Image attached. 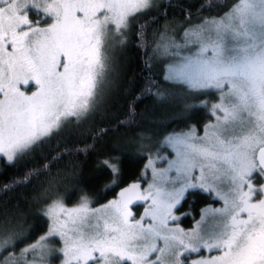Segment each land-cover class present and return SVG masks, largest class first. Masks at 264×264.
Returning a JSON list of instances; mask_svg holds the SVG:
<instances>
[{"label": "snow or ice", "instance_id": "6c2138e0", "mask_svg": "<svg viewBox=\"0 0 264 264\" xmlns=\"http://www.w3.org/2000/svg\"><path fill=\"white\" fill-rule=\"evenodd\" d=\"M159 6L154 0H0V154L12 161L95 112L111 83L112 42L124 43L137 15ZM33 10L42 11L45 19L31 20ZM189 44L197 45L190 55L171 52ZM157 51L178 58L168 64L166 80L192 89L227 86L221 103L213 105L223 116L209 126L211 131L206 129L200 138L204 143H191V133L167 138L178 156L169 170L175 166L187 180L199 166L203 180L207 167L213 180L228 184V194L221 197L224 207L206 211L213 216L206 227L198 223L190 232L168 228V219H176L172 208L195 185L185 182L168 193L150 185L155 191L141 195L133 184L120 194L121 201L104 206L115 215L111 224L103 221L102 231V217L88 224L89 216L101 210L90 209L86 200L73 209L54 202L49 212L56 226L49 235L65 239L64 264H182L180 248L220 252L193 264H264V185L255 187L252 180L254 174L264 177V0H237L223 17L185 31L183 45L161 38ZM30 81L37 89L28 95L20 85ZM200 187L212 185L205 181ZM130 192L152 199L145 216L153 223L147 227L141 220L129 221L131 198L125 195ZM60 212L67 219L60 221ZM85 226L93 231L86 233ZM47 238L2 264H28L29 252L39 247L43 255ZM9 243L10 238L0 241V251Z\"/></svg>", "mask_w": 264, "mask_h": 264}, {"label": "trees", "instance_id": "16d2710c", "mask_svg": "<svg viewBox=\"0 0 264 264\" xmlns=\"http://www.w3.org/2000/svg\"><path fill=\"white\" fill-rule=\"evenodd\" d=\"M236 1L155 0L160 6L138 14L127 33L126 45L118 54L120 68L98 109L12 161L0 156V241L10 238L0 256L7 252L20 256L47 232L49 221L44 210L57 198L68 205L86 200L98 206L115 200L128 184L142 185L145 162L158 142L155 136L190 126L199 129L210 119L208 110L199 103L207 100L200 99L205 91H183L190 98L186 100L188 108L176 111L158 126L157 116L151 111L152 99L177 87L161 79L162 64L155 52L163 24L168 23L172 32L173 24L218 17ZM31 17H36L34 10ZM156 126L160 128L157 135ZM140 129L151 134L139 139ZM141 142L143 148L139 147ZM183 194L187 199L182 196L171 215L184 214L180 223L190 226L211 198L208 191L194 187L186 188ZM45 242L53 253L43 259L58 262L59 240L53 237ZM31 255L33 252L27 254Z\"/></svg>", "mask_w": 264, "mask_h": 264}, {"label": "rangeland", "instance_id": "374dc122", "mask_svg": "<svg viewBox=\"0 0 264 264\" xmlns=\"http://www.w3.org/2000/svg\"><path fill=\"white\" fill-rule=\"evenodd\" d=\"M155 3V0H154ZM237 3V1L231 6V8H229L227 11H225L222 15L218 16V17H206L202 20L195 22H190L186 21L183 24H173L171 25L172 27V32H170L171 30H169L170 26L168 23L163 24V27L161 29V35L159 41L161 40V38L165 39V40H169V39H174L176 43L183 45L184 44V33L187 30H190L198 25H202L204 23L205 20H212V19H219L220 17H223L226 13H228L229 11H231V9L234 7V5ZM35 12V10H34ZM29 18L31 20H33L34 22L39 20V21H43L45 19V16L43 14V12L41 11V13L39 15L36 14V17L32 18L31 17V11L29 12ZM190 22V23H188ZM48 23H52L51 19H48ZM47 24H45L44 27H46ZM174 32V34H173ZM126 39L127 36L125 37V42L124 43H119L118 41L114 40L112 43L114 45L113 49H112V56H113V65H112V72H111V81L113 80V76L116 73V71H118V69L120 68V65L118 64L117 60L118 59V54L122 53L123 51V47L126 45ZM197 49V45L194 44H189L187 45V47H182L180 49H176V48H172L171 52L175 53L176 51L180 52L181 56L184 55H190L192 54V52L196 51ZM11 45H8V51H11ZM155 58L159 59L161 61V67H162V71H161V79L163 80V82H172L173 85L177 88H173V89H169L167 91V93H162L159 92L157 94V96H154L152 100H154L151 104V111L155 112L156 116H157V120H158V126L161 127L163 123H161L163 121V119H169L170 116L175 113L176 111L180 110L181 111H185L188 108V104L186 102V100L190 101L189 97H185L184 92H190V93H204V97H200L201 98H207L206 99H202L199 103L202 106H205V109L208 110L209 115H210V119L207 120V122H205L199 129H196L195 126H190L188 128L182 129V130H178V131H172L169 133H166L164 135H158V137L160 136V138H158L157 136H155V140L157 139L158 142H155V147L154 150L152 152L151 156H148L146 162H145V174L143 177V181H142V185L134 182L131 184H128V187H126V189H130L131 186L133 184H138L139 185V189L137 190L139 192V194L141 195H145L148 193V191H155V189H150L149 186L150 185H155L156 187H159L162 189L163 192L168 193V192H173L174 190L180 188L181 186H183V184L185 182L190 183L192 185H195V189H199L200 191H204L210 194V198L213 199V201H211V203L209 205H207L206 207H204L202 209V212L197 216L196 219L192 220L191 225L190 226H186L183 225L180 222H176L175 220H178V216L175 215L174 217H176L175 220L169 218L167 221V226L168 228H172V229H183L184 232H190L194 229H196L198 223H200L201 227H206L208 221H211L213 219V216L211 214H208L206 216V211L208 210H213V209H219V208H223L224 207V200L221 198L223 195L228 194L229 192V188H228V184L226 181H224L223 178H221L220 180H213L212 176L209 173V170L207 167L204 168V179H201V169L200 167H196L193 168L190 172V174L187 177V180L185 179V176L183 173H177L176 171V167L173 166L170 170H169V165L172 162H175L178 160V156H177V147H174L173 145L168 143L167 138L170 136H183L184 134H188L191 133L192 134V138L190 140L191 143L194 144H201L204 143L205 141L201 140L200 138L205 136V131L206 129L211 131V129H209L210 125H215L217 123V116L222 117L223 113L219 110V109H213V105L216 104H220L221 103V96L227 92V86H225L224 89H217V88H204V89H192L187 87L186 85H182V84H178L175 83L173 81H169L165 79V75L167 74V66L169 63H171L173 60L178 59L177 57H175L174 55H164L161 52L157 51L155 52ZM120 61V60H119ZM62 70V69H61ZM111 87V83L110 86L108 87L106 94L108 92V90ZM20 88L22 91H25L26 94L31 95V93L33 91H36L37 86L34 84V82H29V85L25 86L23 84L20 85ZM210 89H214V92H207ZM197 92V93H196ZM210 98V99H208ZM224 103H227V100L224 101ZM75 123V122H73ZM158 126L155 127V135H157L158 133ZM149 134H151L150 132L140 129L139 132V139H142L143 136H148ZM148 144V143H147ZM144 144L143 142L139 143V147L143 148ZM180 150L183 151V146H179ZM1 157H4L7 161H9L7 159L6 156L0 154ZM156 170V173H161L164 172L165 170H168L164 176L162 177H157L156 173H154L153 170ZM207 182L208 184H211L212 187H200V185L204 182ZM254 184V183H253ZM261 185H264V180L262 182H260V184H254L255 187H260ZM188 189L193 188V187H187ZM120 190L118 197L113 200V201H121V193L125 192V190ZM245 190H247L245 188ZM217 192L220 193V195H217ZM131 198V202L128 204V210L132 213V216L129 218L130 223H135V221L137 220H141V222L143 223V225L145 227H147L148 225L153 223L152 217L151 216H145V212L146 210L150 209V206L152 205V199L151 197L147 200H141V199H137L136 198V192H130V193H126L125 195V199ZM161 199H164V197H161ZM111 201V202H113ZM54 202H58L60 205H62L64 208L66 209H73L76 207H79L80 204L84 201H81L77 204H73V205H68L65 204L62 199L57 198L56 200H54L53 202H51L50 204H48L44 210V213L46 215V217L48 218L49 221V226H48V230L47 232L41 236L35 243L33 244H37L39 245L41 243V238L42 237H48V239L50 238H57L59 240V249L57 248L56 253L58 255H60V260L56 263H49L46 259H43V257L46 258V256H50V254H52L53 252L50 250V247L47 246L46 242L44 241V251L43 253H45L44 256H41V252L39 247L37 248L36 252L33 253V255L31 256H26V259L28 261V264H64V261L67 259L64 256V249H65V239L61 238V236L59 234L56 235H49V231L51 228H53L54 226H56V217L52 214H50L49 209L50 206L53 205ZM111 202L107 203V204H103V205H98V206H94L91 205L88 201V207L92 210H96V209H100L101 211L95 213V215H90L89 216V221L88 224H95L97 221L98 217H102V219H100V231L103 230V221L104 220H108V222L111 224L112 223V217L115 215V211L112 208H107L105 209V205H109ZM218 215V214H217ZM172 216V215H171ZM202 216H206L205 221H201V217ZM242 216H244L246 218V214H242ZM143 218V219H142ZM59 219L60 221H64L65 219H67V217L65 216V214L63 212L59 213ZM84 231L87 232H91L93 231V229L85 226ZM69 236H74V233H69ZM158 245L162 246V241H157ZM32 244V245H33ZM30 247V246H29ZM28 247V248H29ZM180 252L183 253V255L180 256V260L182 262V264H193V261L195 260H199L201 258H211L212 256H216L219 255L220 252L218 250H207V249H201V251L199 253H190V252H185L183 250V248L179 249ZM1 252V251H0ZM52 252V253H51ZM9 252L6 253V255L0 256V264H2V262L6 259V258H13V257H20V256H12V254L8 255ZM6 256V257H5ZM155 254H153V257L150 258H154ZM127 264H131V262H127Z\"/></svg>", "mask_w": 264, "mask_h": 264}, {"label": "flooded vegetation", "instance_id": "af4514ba", "mask_svg": "<svg viewBox=\"0 0 264 264\" xmlns=\"http://www.w3.org/2000/svg\"><path fill=\"white\" fill-rule=\"evenodd\" d=\"M207 92H211V93H212V92H214V89H210V90H208ZM252 180H253V183H254V184H256V183L258 184L259 182H262V181L264 180V177H261V176L258 175V174H254ZM186 194H187V193H186ZM186 194H185V195H184V194L182 195V196L185 197L184 200L187 199L186 197H188ZM208 194H209V193H208ZM211 201H213L212 198H211ZM211 201H210V202H211ZM206 206H207V205H206ZM202 209H203V208H202ZM202 209L199 210V214L202 212ZM199 214H198V215H199ZM183 215H184V214H183ZM183 215H180L181 217L179 216V217L177 218L178 220H175V221H176V222H181V221H182V217H183ZM198 215H197V216H198Z\"/></svg>", "mask_w": 264, "mask_h": 264}]
</instances>
